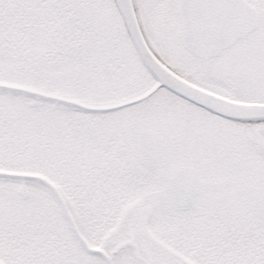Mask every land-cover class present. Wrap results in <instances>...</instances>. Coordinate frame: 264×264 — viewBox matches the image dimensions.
I'll return each mask as SVG.
<instances>
[{
  "label": "snow or ice",
  "instance_id": "obj_1",
  "mask_svg": "<svg viewBox=\"0 0 264 264\" xmlns=\"http://www.w3.org/2000/svg\"><path fill=\"white\" fill-rule=\"evenodd\" d=\"M0 264H264V0H0Z\"/></svg>",
  "mask_w": 264,
  "mask_h": 264
}]
</instances>
